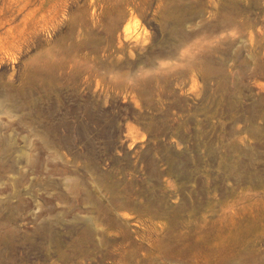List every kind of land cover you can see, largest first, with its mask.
<instances>
[{"label": "rangeland", "instance_id": "obj_1", "mask_svg": "<svg viewBox=\"0 0 264 264\" xmlns=\"http://www.w3.org/2000/svg\"><path fill=\"white\" fill-rule=\"evenodd\" d=\"M0 264H264V0H0Z\"/></svg>", "mask_w": 264, "mask_h": 264}]
</instances>
